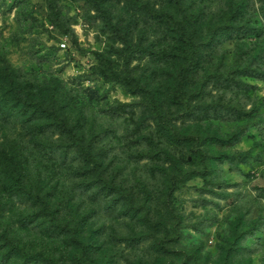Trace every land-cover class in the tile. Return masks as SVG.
<instances>
[{
    "label": "rangeland",
    "instance_id": "obj_1",
    "mask_svg": "<svg viewBox=\"0 0 264 264\" xmlns=\"http://www.w3.org/2000/svg\"><path fill=\"white\" fill-rule=\"evenodd\" d=\"M52 1L60 20L47 0H0V66L54 93L64 119L40 132L0 109V150L38 194L9 189L0 157L1 245L73 264L76 230L92 264H264V0Z\"/></svg>",
    "mask_w": 264,
    "mask_h": 264
},
{
    "label": "trees",
    "instance_id": "obj_2",
    "mask_svg": "<svg viewBox=\"0 0 264 264\" xmlns=\"http://www.w3.org/2000/svg\"><path fill=\"white\" fill-rule=\"evenodd\" d=\"M47 1L55 20H60L61 15L57 10L56 5L53 4L52 0ZM160 18L168 24H173L175 28L181 26L178 25L177 22L172 21V19H167V16H160ZM181 42L192 45V47L194 44L188 38L183 39ZM195 52L197 51L194 50V53ZM96 58L100 63L99 72L105 79L121 83L131 92H134L135 90L137 92H145V96H147V98L155 105L154 98L149 90L137 89V87L135 89L127 77L114 70L113 61L110 57L107 58L104 54L97 52ZM197 60H199L198 56L193 55L188 62V65L181 71L180 79L177 82V93L175 94V97L180 102L184 100L186 94V87L184 85L185 79L182 76V73L188 71L189 68H195L198 64ZM0 61H3L1 55ZM171 98L172 97H170V100ZM0 109L9 117H17L18 115L23 116L26 125H31L34 130H40V132L49 129L57 130L62 127L64 128V119H61L63 113L61 105L58 104V98L56 95L50 90L45 91L39 85H34L32 83L24 85L20 79L18 71L6 63H3V65L0 66ZM154 110L158 115L157 118L161 121L163 110L158 104L155 105ZM166 130L169 132L170 136L176 137L173 130L170 128H166ZM62 132H64V130H61V133ZM238 156L240 155H233L229 157V160L237 163ZM0 157L11 167L10 170L14 173L9 184V189L13 190L16 195H20L23 198H31L32 200H35L38 194L33 191L30 192L26 188L24 184V169L20 159L6 149L0 150ZM185 174L186 171L183 172L180 170L177 177ZM43 202L44 201H42V203ZM128 214L131 216H137V211L131 208ZM64 234L68 235L67 240L72 248H74V251L72 252L73 264H92L94 249L96 251L99 247L78 238L79 233L76 230H69ZM1 238L2 236L0 235V242ZM142 238L143 237H141V239ZM6 239L7 242H5V246H2L0 243V251L5 252L4 254H0V264L4 263L1 262L3 259L2 257L4 256L11 258L9 264H50L49 260L51 259L47 257L44 250L30 251L19 243L17 244L13 238L11 239L6 236ZM51 264L59 263L58 260L53 257Z\"/></svg>",
    "mask_w": 264,
    "mask_h": 264
},
{
    "label": "built area",
    "instance_id": "obj_3",
    "mask_svg": "<svg viewBox=\"0 0 264 264\" xmlns=\"http://www.w3.org/2000/svg\"><path fill=\"white\" fill-rule=\"evenodd\" d=\"M62 46L65 47L66 46V43H63Z\"/></svg>",
    "mask_w": 264,
    "mask_h": 264
}]
</instances>
